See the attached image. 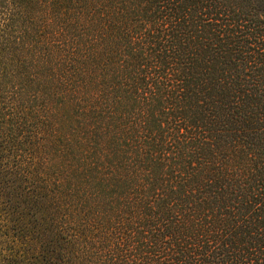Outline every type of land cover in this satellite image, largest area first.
<instances>
[{"label": "trees", "instance_id": "16d2710c", "mask_svg": "<svg viewBox=\"0 0 264 264\" xmlns=\"http://www.w3.org/2000/svg\"><path fill=\"white\" fill-rule=\"evenodd\" d=\"M0 264H264V0H0Z\"/></svg>", "mask_w": 264, "mask_h": 264}, {"label": "rangeland", "instance_id": "374dc122", "mask_svg": "<svg viewBox=\"0 0 264 264\" xmlns=\"http://www.w3.org/2000/svg\"><path fill=\"white\" fill-rule=\"evenodd\" d=\"M3 161V160H2ZM8 165V164H7ZM6 167V166H5ZM12 170H14V166H12Z\"/></svg>", "mask_w": 264, "mask_h": 264}]
</instances>
